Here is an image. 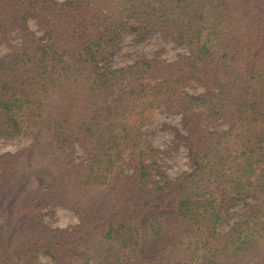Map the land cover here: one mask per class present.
<instances>
[{
    "label": "trees",
    "instance_id": "16d2710c",
    "mask_svg": "<svg viewBox=\"0 0 264 264\" xmlns=\"http://www.w3.org/2000/svg\"><path fill=\"white\" fill-rule=\"evenodd\" d=\"M128 33L188 54L112 66ZM13 34L0 55V139L31 142L0 153V167L15 176L46 153L54 181L0 203V264H47L39 251L50 264H264V0H0V35ZM159 107L183 114L176 138L194 165L173 178L144 137ZM218 121L227 127L209 129ZM217 199L247 211L222 230ZM48 204L77 223L43 222Z\"/></svg>",
    "mask_w": 264,
    "mask_h": 264
},
{
    "label": "rangeland",
    "instance_id": "374dc122",
    "mask_svg": "<svg viewBox=\"0 0 264 264\" xmlns=\"http://www.w3.org/2000/svg\"><path fill=\"white\" fill-rule=\"evenodd\" d=\"M30 27L36 32L40 33L37 24L34 20L29 19ZM19 42L20 37L13 34L10 37L0 35V55L8 50L7 42ZM188 54L185 46L176 43L168 38H164L159 33H152L144 38L137 37L134 33L125 34L118 45L113 50L111 59L112 66H123L132 64L136 68H140L145 61H150L151 64L157 67H164L179 57V54ZM182 88L192 94L200 93L204 88L196 82H187L182 85ZM227 123L218 121L209 126V129H224ZM144 137L146 141L153 147L158 149L160 159L159 167L170 178L177 176L184 170L193 168V163L188 155V150L176 138V134L183 132V114L178 111L169 110L165 107L155 109L149 121L145 123ZM31 142L28 137H17L11 139H0V153L15 152L18 149L26 147ZM33 158V159H32ZM28 159L21 165L20 172L15 176L9 172H5L4 168L0 167V174L8 173V178L11 177V183L7 187L6 192L0 191V203L7 204L12 198L7 200L8 192H16L19 187H26L29 194H33L45 182H53V178L49 176L51 158L46 156V153L37 152L35 156ZM74 159L79 161L83 159V152L81 148L76 145L74 148ZM10 182V181H9ZM220 199H217V209L222 214H227V221H220L219 228L227 229L228 226L238 219L243 217L247 211L244 202L233 201L225 203L222 206ZM4 212L1 223L6 224L10 214ZM12 214V212H11ZM39 218L52 226L66 227L77 223V215L67 207L62 205L48 204L39 208ZM38 256L44 263L50 264V257L48 254L39 251Z\"/></svg>",
    "mask_w": 264,
    "mask_h": 264
}]
</instances>
